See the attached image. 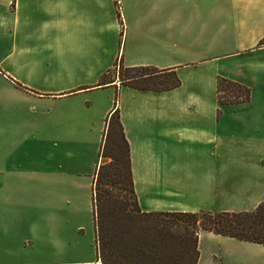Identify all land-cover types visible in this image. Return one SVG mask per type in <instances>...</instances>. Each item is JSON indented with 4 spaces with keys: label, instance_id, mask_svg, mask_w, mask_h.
Segmentation results:
<instances>
[{
    "label": "crops",
    "instance_id": "1",
    "mask_svg": "<svg viewBox=\"0 0 264 264\" xmlns=\"http://www.w3.org/2000/svg\"><path fill=\"white\" fill-rule=\"evenodd\" d=\"M120 1L0 0V264H103L92 188L115 110L143 212L264 202V0ZM116 64L181 85L133 88ZM219 78L250 102L221 106ZM199 252L264 263V245L210 232Z\"/></svg>",
    "mask_w": 264,
    "mask_h": 264
},
{
    "label": "trees",
    "instance_id": "2",
    "mask_svg": "<svg viewBox=\"0 0 264 264\" xmlns=\"http://www.w3.org/2000/svg\"><path fill=\"white\" fill-rule=\"evenodd\" d=\"M115 68L121 81L133 88L164 92L181 85L175 73L124 69L121 64ZM129 72L137 75L126 77ZM161 79L172 83L164 88L146 86ZM217 92L221 106L249 103L252 93L224 78H219ZM100 157L103 162L94 177L92 201L97 254L103 264H197L201 232L264 245V202L255 211L242 213L143 212L134 189L130 147L117 110L107 120Z\"/></svg>",
    "mask_w": 264,
    "mask_h": 264
},
{
    "label": "rangeland",
    "instance_id": "3",
    "mask_svg": "<svg viewBox=\"0 0 264 264\" xmlns=\"http://www.w3.org/2000/svg\"><path fill=\"white\" fill-rule=\"evenodd\" d=\"M115 4H116V1H115ZM116 7H117V4H116ZM118 10V9H117ZM117 68H115L111 74H110V78L112 79L113 77L117 76ZM135 74L134 72H129L127 73L126 77H134ZM172 82L170 81H167L165 79H161L160 81L159 80H156L154 83H149V84H146V86H149V87H156V88H164L166 86H169ZM107 161V160H106ZM108 162H110V160H108ZM264 264V263H263Z\"/></svg>",
    "mask_w": 264,
    "mask_h": 264
},
{
    "label": "built area",
    "instance_id": "4",
    "mask_svg": "<svg viewBox=\"0 0 264 264\" xmlns=\"http://www.w3.org/2000/svg\"><path fill=\"white\" fill-rule=\"evenodd\" d=\"M116 4H117V9L119 12H121L122 8H121V1L120 0H115Z\"/></svg>",
    "mask_w": 264,
    "mask_h": 264
}]
</instances>
